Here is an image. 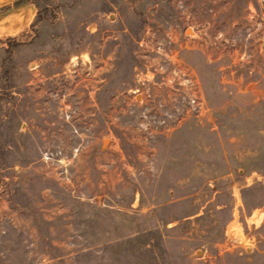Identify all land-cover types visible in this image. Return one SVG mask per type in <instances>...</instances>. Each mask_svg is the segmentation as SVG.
Wrapping results in <instances>:
<instances>
[{"label":"rangeland","instance_id":"rangeland-1","mask_svg":"<svg viewBox=\"0 0 264 264\" xmlns=\"http://www.w3.org/2000/svg\"><path fill=\"white\" fill-rule=\"evenodd\" d=\"M167 35L209 110L148 135ZM0 264H264V0H0Z\"/></svg>","mask_w":264,"mask_h":264},{"label":"built area","instance_id":"built-area-1","mask_svg":"<svg viewBox=\"0 0 264 264\" xmlns=\"http://www.w3.org/2000/svg\"><path fill=\"white\" fill-rule=\"evenodd\" d=\"M142 63L134 69L131 91L139 103L138 124L148 135L165 134L190 115L209 110L193 68L177 58L175 41L142 36L138 39Z\"/></svg>","mask_w":264,"mask_h":264},{"label":"water","instance_id":"water-1","mask_svg":"<svg viewBox=\"0 0 264 264\" xmlns=\"http://www.w3.org/2000/svg\"><path fill=\"white\" fill-rule=\"evenodd\" d=\"M106 141H107L106 138L102 139V140H101V146H103V145L106 143Z\"/></svg>","mask_w":264,"mask_h":264},{"label":"bare ground","instance_id":"bare-ground-1","mask_svg":"<svg viewBox=\"0 0 264 264\" xmlns=\"http://www.w3.org/2000/svg\"><path fill=\"white\" fill-rule=\"evenodd\" d=\"M187 32H189V30H187Z\"/></svg>","mask_w":264,"mask_h":264}]
</instances>
